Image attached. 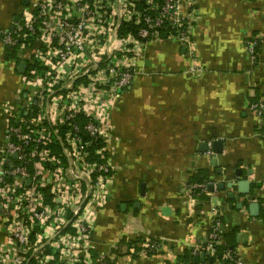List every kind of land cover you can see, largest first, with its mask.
I'll use <instances>...</instances> for the list:
<instances>
[{
  "label": "crops",
  "instance_id": "crops-1",
  "mask_svg": "<svg viewBox=\"0 0 264 264\" xmlns=\"http://www.w3.org/2000/svg\"><path fill=\"white\" fill-rule=\"evenodd\" d=\"M35 1L0 0V151L9 115L22 111L30 89L22 83L27 63L20 72L19 52L10 57L5 36L32 12ZM182 1L200 17L192 39L201 74L188 73V52L175 41L147 45L133 84L119 92L110 111L118 168L105 182L104 203L86 198L83 182L74 193L91 224L93 249L86 264L105 258L114 264H207L202 252L198 262L192 254L214 227L223 236L238 230L235 250L243 264H264V0ZM251 38L258 39L255 62L246 44ZM259 101L261 117L250 109ZM198 172L208 181L204 201L189 191ZM243 181L246 186H238ZM247 189L248 194L240 193ZM251 204L257 207L250 209ZM68 229L63 231L72 232ZM36 233L32 243L40 241ZM10 238L0 222V251ZM122 238H141L143 245L154 241L158 251L148 255L142 245L136 257L132 249L115 257L111 252ZM60 244L56 236L42 237L27 264H55Z\"/></svg>",
  "mask_w": 264,
  "mask_h": 264
},
{
  "label": "built area",
  "instance_id": "built-area-1",
  "mask_svg": "<svg viewBox=\"0 0 264 264\" xmlns=\"http://www.w3.org/2000/svg\"><path fill=\"white\" fill-rule=\"evenodd\" d=\"M188 6L182 0H37L32 12L5 36L6 46L34 68L22 82L30 86L29 94L22 111L9 115L0 151V222L11 236L9 246L0 251V264H27L31 247L45 236H56L61 243L62 255L52 260L55 264L88 261L91 224L74 193L83 182L86 198L97 206L104 203L105 182L118 168L110 111L119 92L133 84L147 45L175 41L188 52V73L201 74L192 39L200 17ZM125 23L137 27V34L121 35ZM246 44L255 62L258 39ZM262 105L259 101L250 109L261 117ZM23 112L30 116L25 118ZM58 144L64 162L51 148ZM207 187L191 184L189 191L205 193ZM66 227L72 232H64ZM35 231L39 243L31 241ZM220 243L214 227L205 246L192 255L205 251L212 257ZM143 248L158 251L155 243ZM221 260L243 264L236 250H226ZM95 264L114 263L101 259Z\"/></svg>",
  "mask_w": 264,
  "mask_h": 264
},
{
  "label": "trees",
  "instance_id": "trees-1",
  "mask_svg": "<svg viewBox=\"0 0 264 264\" xmlns=\"http://www.w3.org/2000/svg\"><path fill=\"white\" fill-rule=\"evenodd\" d=\"M128 32H131L134 35H136L137 34V27L133 26L131 23L122 24L121 27H120V34L121 35H125ZM30 42H31V40L28 41V43H30ZM16 51L17 50H10V57L11 58H15ZM33 68H34V66H31L30 64H27L28 71L30 69H33ZM25 118H27V117H25ZM51 148H54V152L57 155V157H59L62 160V162H64L65 161V158L62 155L61 147L59 146V144L58 145L51 146ZM11 160L15 164L18 163V160L16 158H11ZM189 184H208V181L205 179L204 176H202L201 173L198 172V173H195V174H193L191 176V178L189 180ZM192 195H193L194 198L198 199L199 201L206 200L205 193L202 192L199 189L198 190H192ZM48 196H49V190L46 189V197L48 198ZM67 230H69L68 227H66L64 231H67ZM237 232H238V230L235 229V230L229 232L226 236H223V235L220 234L221 241L223 243L220 244V245H215L214 246V248H215V254H214V256L211 257L205 251H202V253L206 257L207 264H214L215 260H221L222 255H223V253L226 250H231V251H234L235 250V248H236L235 238L237 236ZM151 242L152 243H155L154 241H151ZM151 242H149V243L152 244ZM144 243H145L144 240H142L141 238L140 239H137L136 241H130V242H128V241H126V239L122 238L120 240V242H119V247L117 249L112 250L111 253L115 257H119V256H123V255H129V249H132L135 252V254L132 255V256L133 257H136L137 256V253H139L141 251V249H142L141 246ZM203 246H205V244ZM122 247H126L127 248V251L125 253H122L121 252V248ZM154 253H155L154 251L147 250V254L148 255H152ZM199 259H200V256H197V257L193 258V261H197L198 262ZM105 262H109V259L108 258H105ZM223 263L224 264H227L225 261H223ZM30 264H32V263H30ZM80 264H86V263H80Z\"/></svg>",
  "mask_w": 264,
  "mask_h": 264
},
{
  "label": "water",
  "instance_id": "water-1",
  "mask_svg": "<svg viewBox=\"0 0 264 264\" xmlns=\"http://www.w3.org/2000/svg\"><path fill=\"white\" fill-rule=\"evenodd\" d=\"M24 68H25V64L23 63V62H21L20 64H19V66H18V70L20 71V72H22V71H24ZM217 145H219L220 146V143L219 142H215L214 143V146H217ZM237 174H238V176H240L239 174V172H237ZM246 181H243V182H239V184H238V186H246ZM27 184L29 185V181L27 182ZM228 187L229 188H231L232 187V185L231 184H228ZM214 187L213 186H210L209 187V189H208V191L210 192V193H212V192H214ZM218 189L219 190H222L223 189V186L222 185H219L218 186ZM241 194H243V195H246V194H248L249 193V190L247 189V190H241V192H240ZM229 197L230 198H233V194H230L229 195ZM257 207V204H251L250 206H249V208L250 209H255ZM201 258H203V255H201Z\"/></svg>",
  "mask_w": 264,
  "mask_h": 264
},
{
  "label": "rangeland",
  "instance_id": "rangeland-1",
  "mask_svg": "<svg viewBox=\"0 0 264 264\" xmlns=\"http://www.w3.org/2000/svg\"><path fill=\"white\" fill-rule=\"evenodd\" d=\"M70 190V189H69Z\"/></svg>",
  "mask_w": 264,
  "mask_h": 264
}]
</instances>
